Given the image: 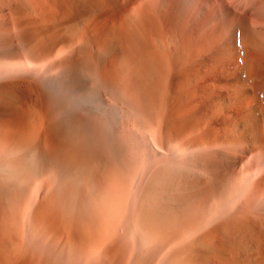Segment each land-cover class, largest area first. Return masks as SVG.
<instances>
[{
  "label": "bare ground",
  "instance_id": "obj_1",
  "mask_svg": "<svg viewBox=\"0 0 264 264\" xmlns=\"http://www.w3.org/2000/svg\"><path fill=\"white\" fill-rule=\"evenodd\" d=\"M0 264H264V0H0Z\"/></svg>",
  "mask_w": 264,
  "mask_h": 264
}]
</instances>
